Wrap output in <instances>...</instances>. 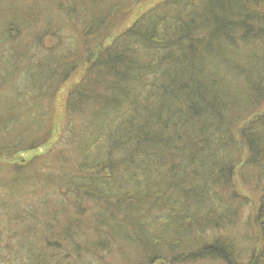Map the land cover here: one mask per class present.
Listing matches in <instances>:
<instances>
[{
	"label": "trees",
	"instance_id": "obj_1",
	"mask_svg": "<svg viewBox=\"0 0 264 264\" xmlns=\"http://www.w3.org/2000/svg\"><path fill=\"white\" fill-rule=\"evenodd\" d=\"M143 1L0 0V264H264V0Z\"/></svg>",
	"mask_w": 264,
	"mask_h": 264
},
{
	"label": "rangeland",
	"instance_id": "obj_2",
	"mask_svg": "<svg viewBox=\"0 0 264 264\" xmlns=\"http://www.w3.org/2000/svg\"><path fill=\"white\" fill-rule=\"evenodd\" d=\"M20 2H25L26 0H18ZM148 0H145L143 2H139L137 5H135L130 11H129V16L126 19V21H124V23H122V27L124 28L126 27L128 24H130L132 22V20L137 17L139 15V12H141L144 9H147L148 7H150L151 3H153L154 0H149V2H147ZM55 39L54 37H45L44 38V45L49 47L51 46L53 43H55ZM19 71L14 75L12 74H8L7 72L4 71H0V75L4 76L8 82L10 83V80L13 84L17 83H21L27 76L29 69L27 68H22V65L19 66ZM81 72L78 70L76 71L75 75H73L70 80L64 82V85L59 89V91L57 92V97L55 99L54 102V106H55V125H54V129L56 130V135L61 131V127H63L64 122H65V117H64V106H63V101L65 99V93L68 90V87H70V85L80 77ZM13 79V80H12ZM10 91H13L12 88L9 89ZM9 102V97L8 94H4L2 96H0V113L1 111H3L5 109V105L7 107ZM263 109H261V112H264V105L261 107ZM4 112V111H3ZM58 115V116H57ZM71 150V149H70ZM39 152V151H38ZM72 152V150H71ZM29 156V153H18L14 156L11 157H7V156H0V178L1 176H6V174H8V169L10 164H12V162H22L23 160H26ZM32 156V154L30 155ZM242 156H244V154H242ZM76 158V154L75 152L72 154V159ZM22 160V161H21ZM8 168V169H7ZM234 185L235 188H237V191L239 193H241L242 195H247V193L244 191L243 187H241L240 182L238 180V178L235 176L234 178ZM119 263V261H118ZM159 261L154 262V264H159Z\"/></svg>",
	"mask_w": 264,
	"mask_h": 264
}]
</instances>
